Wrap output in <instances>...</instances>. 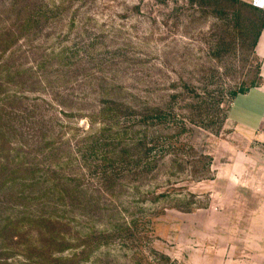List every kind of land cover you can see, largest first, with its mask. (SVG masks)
I'll list each match as a JSON object with an SVG mask.
<instances>
[{"label":"rangeland","instance_id":"374dc122","mask_svg":"<svg viewBox=\"0 0 264 264\" xmlns=\"http://www.w3.org/2000/svg\"><path fill=\"white\" fill-rule=\"evenodd\" d=\"M255 17L0 0V264H264Z\"/></svg>","mask_w":264,"mask_h":264},{"label":"crops","instance_id":"0c3cea01","mask_svg":"<svg viewBox=\"0 0 264 264\" xmlns=\"http://www.w3.org/2000/svg\"><path fill=\"white\" fill-rule=\"evenodd\" d=\"M264 27L261 31V34L258 38L257 44L264 43ZM260 76L264 79V69L262 68L260 72ZM247 99H243L246 102V105L243 110V117L242 119H245L247 124H250L252 128H255L253 130H257L258 128H264V82L261 86L252 88L248 92ZM239 104V102H237ZM241 110V109H240ZM237 109L236 105L231 110L232 111V117L234 119H237L241 122H244L240 118L236 116V113L240 111ZM241 125V124H239Z\"/></svg>","mask_w":264,"mask_h":264},{"label":"trees","instance_id":"16d2710c","mask_svg":"<svg viewBox=\"0 0 264 264\" xmlns=\"http://www.w3.org/2000/svg\"><path fill=\"white\" fill-rule=\"evenodd\" d=\"M234 3H237L241 6H244V7H248V9H250L257 17H255L256 19H253V27H255V34H254V41H253V47L257 44V41H258V38L261 34V31L264 27V12L263 11H260L254 7H251V6H247L246 3L244 2H241L239 0H230Z\"/></svg>","mask_w":264,"mask_h":264},{"label":"built area","instance_id":"2783aa9c","mask_svg":"<svg viewBox=\"0 0 264 264\" xmlns=\"http://www.w3.org/2000/svg\"><path fill=\"white\" fill-rule=\"evenodd\" d=\"M259 1L260 0H254V2L256 3V4H254V7H256V8H264V2H263V4L261 5V4H259ZM262 1V0H261ZM264 1V0H263Z\"/></svg>","mask_w":264,"mask_h":264},{"label":"bare ground","instance_id":"6f19581e","mask_svg":"<svg viewBox=\"0 0 264 264\" xmlns=\"http://www.w3.org/2000/svg\"><path fill=\"white\" fill-rule=\"evenodd\" d=\"M263 2H264L263 0H262V1L260 0V1H259V4H261V5H262V4H263Z\"/></svg>","mask_w":264,"mask_h":264}]
</instances>
